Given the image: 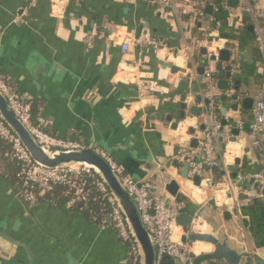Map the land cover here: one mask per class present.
I'll return each instance as SVG.
<instances>
[{
  "label": "crops",
  "instance_id": "crops-1",
  "mask_svg": "<svg viewBox=\"0 0 264 264\" xmlns=\"http://www.w3.org/2000/svg\"><path fill=\"white\" fill-rule=\"evenodd\" d=\"M175 1L181 5V0ZM201 1L206 3L203 21L193 10L159 11L150 0H59L55 6L50 0H38L28 9L26 0H0V72L20 95L38 101L35 118L52 136L106 153L125 175L153 182L167 202L188 201L184 213L202 216L199 233L209 234L210 228L218 226V236L222 232L232 248L248 253L251 264H262L258 258L264 260V248L254 246L249 227L246 230L241 222L247 217L241 209L240 215L234 214L236 207L226 205L224 190L214 206L207 194L178 175L184 162L181 151L195 150L191 142L200 137V126L208 121L203 112L199 117L190 114L195 103L191 94L186 96L194 83L196 94L203 90L196 82V70L205 60L201 53L207 49L204 32L233 52V74L240 81L242 98L259 94L264 79L260 42L250 30L255 27L252 16L230 15L222 8L228 0ZM260 6L264 9V1ZM260 26L264 38V20ZM221 34H229L230 39H221ZM127 38L145 42L133 43L123 52L121 45ZM240 53L254 58L255 66L247 58L238 61ZM160 60L172 63L177 72L163 68ZM211 67L216 74V62ZM214 77L217 83L226 79ZM235 80L230 81V95ZM217 94L221 122L235 120L240 125L252 120V110L234 112L235 103L218 104L224 92L218 89ZM182 104L188 105L187 118L174 130ZM196 106L205 110L203 103ZM224 108L229 109L226 115ZM156 113L173 116V121H158ZM191 128L197 131L195 136L189 134ZM222 132L232 136L231 123ZM247 135L242 133L236 143H228L224 152L221 143L217 160L219 155L223 164L228 159V168L240 159L239 171L258 170V156ZM4 158L0 148V232L23 246L0 237V264H129L128 247L110 224L93 222L83 212L68 213L46 200L28 204L8 180L10 170ZM226 179L223 176L217 183L227 187ZM172 180L180 186L176 198L166 191ZM234 192L238 201L241 195L259 199L251 184L234 185ZM219 206L233 217L226 218V210ZM238 227L248 237L246 246L238 240Z\"/></svg>",
  "mask_w": 264,
  "mask_h": 264
},
{
  "label": "built area",
  "instance_id": "built-area-1",
  "mask_svg": "<svg viewBox=\"0 0 264 264\" xmlns=\"http://www.w3.org/2000/svg\"><path fill=\"white\" fill-rule=\"evenodd\" d=\"M27 9L34 8L38 0H26ZM52 5H56L59 0H50ZM159 11L174 10H193L203 21L206 19L204 8L206 3L201 0H181V5L175 0H150ZM264 0H239L238 7L232 8L225 1L222 8L229 13L239 17L243 13L252 16L254 22V35L260 42L261 63L264 71V38L261 32L260 22L264 20V9L261 8L260 2ZM181 6V7H180ZM204 39L207 44V60L204 82L208 85L206 98L211 100L209 107L208 121L205 131L200 135L198 140L200 145L190 154H185V150L181 151V156L187 158L191 163L190 178L199 175L201 177V185L197 190L201 191L209 199L219 202L220 191L226 193V205L230 208L234 206L239 210L249 206L252 201L247 198L244 201H238L234 192V185L244 186L245 184L254 185L258 191V196L264 201V79L261 83V91L254 97V107L252 109V120L250 124V133L247 135L249 146L258 156L259 169L256 171L244 172L239 171L237 179L232 182L227 176L228 185L221 187L214 179V170L220 168V162L216 158L217 152L220 150V144L225 143L226 148L231 138L229 133L222 132L223 125L216 111L217 101V82L211 67V56H218L220 50L224 49L220 45L213 34L204 32ZM209 38H211L209 40ZM145 42L143 38H127L121 45L122 51L127 52L131 44L142 45ZM208 42V43H207ZM157 47V46H156ZM234 56V54H233ZM236 70L234 69V72ZM0 93L7 99L11 109L17 118L29 129L34 135L38 143L48 152L54 153L58 151L81 150L86 146L79 141L63 140L52 136L41 124L35 125L32 122V102L26 96L20 95L11 82L0 72ZM230 95L229 91L227 92ZM243 128V123L240 124ZM0 138L6 140L12 145L13 158H15L21 169L18 178L26 191L23 192L25 200H34V190H38L39 194H45L54 189L56 185H65L75 190L72 199L68 203V207H73L76 203H83L85 206L90 203L93 191L89 188L88 183L82 180V176L87 173L92 178V184L95 185V194H99L101 200L106 203L109 210L107 215L108 222L119 234L121 240L127 245L130 262L129 264H144V258L139 243L129 224V221L102 177L96 172H92V168L85 165L74 164L67 167L49 169L36 163L21 140L14 134L10 127L6 124L0 115ZM239 139V138H238ZM101 156L108 160L113 169L120 176L123 184L126 186L130 194L133 196L137 206L141 212L143 221L150 234L151 240L156 250L157 264H164L165 258L169 257L173 264H194L195 258L189 250L190 244L183 243L182 238L187 236L192 229L195 228L196 220L202 217H195L192 227L186 231L177 224V218L185 212L186 204L184 202L171 201L167 202L163 194H158V187L151 181H137L134 178L123 173L122 169L116 165L106 153L96 150ZM226 151V150H225ZM195 156H199L200 162L194 164ZM224 162L229 164L231 162ZM229 162V163H228ZM234 164V163H233ZM226 167V166H225ZM227 168V167H226ZM190 179V182L193 181ZM96 200V199H95ZM84 211V209H82ZM82 211V212H83ZM93 212V211H92Z\"/></svg>",
  "mask_w": 264,
  "mask_h": 264
},
{
  "label": "water",
  "instance_id": "water-1",
  "mask_svg": "<svg viewBox=\"0 0 264 264\" xmlns=\"http://www.w3.org/2000/svg\"><path fill=\"white\" fill-rule=\"evenodd\" d=\"M229 6L232 8H237L239 0H228ZM208 12H211V7L207 8ZM246 15H249L246 13ZM227 25L224 23V26ZM253 27L250 28L253 31ZM220 38L223 40H229V34H221ZM204 57L207 55V49L204 48L201 51ZM243 58L248 59V64L250 66H255V59L248 58L246 54L240 53L236 58L238 61H242ZM211 62H216V71L214 75H217L222 78H226L225 80H221L217 83V88L224 92L222 96L219 97L218 104L224 103L228 100L233 101L235 104L231 106V110L237 112L240 108H242L245 112H250L254 107V98L252 97H243V94L240 92V81L236 79V76L233 74L234 69H236L235 61L233 60V52L230 49H222L220 50L218 56H211ZM160 65L163 68H169L174 73L177 72V69L173 67L172 63L165 62L160 60ZM225 64H228L227 67H224ZM207 60L205 58L202 61V66L199 67L197 72L196 82L197 84H201L203 90L202 92L196 94L195 91V83L190 86V90L187 91V95L191 94L193 96V102L195 106H193L190 110V114L196 117L201 115L203 112L204 115L208 116L209 107L211 105V100L206 98L205 95L207 93L208 85L204 82V76L206 71ZM188 68L191 69L192 65L189 64ZM236 79V80H235ZM235 80L236 88L234 90V94L228 95L230 81ZM205 105V110H200L196 105L200 104ZM188 105L182 104V111L179 114L178 121L172 124V128L177 130L181 122H184L187 118ZM229 109L224 108L222 110L223 114L226 115ZM0 115L6 124L10 127V129L14 132V134L21 140L24 147L27 149L32 159L49 169L62 168L67 167L69 165L80 164L85 165L87 167L95 170L105 181L111 192L114 194L115 198L121 205L129 224L134 232V235L139 243V246L143 253L144 264H157L156 250L151 240L150 234L146 228V225L143 221L141 212L135 202L133 196L130 194L126 186L123 184L120 176L113 169L107 159L101 156L95 149L86 147L81 150H71V151H58V152H48L45 150L36 140L34 135L29 131V129L17 118L11 106L9 105L7 99L0 93ZM155 119L161 122H172L173 116H164L162 114L156 113ZM231 123L232 127V136L229 140L230 143H236L237 139L241 136L242 133L249 134L250 133V124L248 122L243 123V128L240 129V125L235 120H223V127H227ZM206 129V123L200 126V131L204 132ZM197 131L194 128L189 130V134L195 136ZM200 145V141L198 139H194L191 142V146L193 149H197ZM221 150L224 152L226 150V144L222 143ZM222 155L218 156V161H222ZM200 162L199 156H196L193 160L194 164H198ZM176 167H179V161L174 162ZM241 160L236 159L234 161V165L228 168L220 162V168L222 169L223 176H229L232 182H235L240 170ZM191 163L188 162L187 158H185L183 162V169L178 173L180 177L183 179H188L190 181V173ZM195 186L201 185V177L199 175L195 176L191 179ZM180 190V186L176 181H171L166 186V191L174 198L177 197V194ZM246 200L243 195H241V201ZM212 205H216L215 201H212ZM234 214L240 215V210L235 208L233 210ZM224 216L228 219H231L232 213L230 211H225ZM194 217L191 213H182L177 218V224L183 227L186 231H189L192 227ZM242 224L247 230L249 227V220L247 218L241 219ZM0 237L9 241L10 243L18 246H23L22 243L15 240L13 237L9 236L4 232H0ZM183 243H196L202 242L210 244L213 250L208 253L195 254L192 253V257L195 258L194 264H208L209 262H223L225 264H251L249 262L251 256L248 253H241L239 250L232 248L229 242L226 239H220L212 234H203L199 232H190L187 236L182 238ZM29 255V258L32 259L31 252L26 249ZM259 261L264 264V260L258 258ZM164 264H173V261L167 257L164 260Z\"/></svg>",
  "mask_w": 264,
  "mask_h": 264
},
{
  "label": "trees",
  "instance_id": "trees-1",
  "mask_svg": "<svg viewBox=\"0 0 264 264\" xmlns=\"http://www.w3.org/2000/svg\"><path fill=\"white\" fill-rule=\"evenodd\" d=\"M32 102V122L35 125H39V122L35 118L38 109V101ZM0 148L5 154V160L9 167L8 180L14 185L16 193L20 195L23 199V192L26 189L23 187L22 183L18 178V173L21 169L19 162L13 158V150L12 145L6 140L0 138ZM214 179L216 182L223 180L222 169L214 170ZM82 180L88 183L89 188L93 191V195H91L90 203L86 206L83 203H76L73 207H68V203L73 197L75 190L65 185H56L53 190L40 195L38 190H34V200L27 201L28 204L32 205L35 203H39L42 200H46L52 205L63 209L68 213L82 212L87 214L89 218L93 222L97 223H105L107 220V215L109 210L104 203L99 194H95V185L92 184V178L89 174L85 173L82 176ZM96 199V200H95ZM186 204V209L189 206L188 201H184ZM93 211V212H92ZM241 214L247 218H249L250 226H249V234L250 238L253 241V244L256 248L262 249L264 248V201L262 199H253L249 206L241 208ZM108 222V221H106ZM208 264H225L223 262H209Z\"/></svg>",
  "mask_w": 264,
  "mask_h": 264
},
{
  "label": "rangeland",
  "instance_id": "rangeland-1",
  "mask_svg": "<svg viewBox=\"0 0 264 264\" xmlns=\"http://www.w3.org/2000/svg\"><path fill=\"white\" fill-rule=\"evenodd\" d=\"M92 172L93 173H95L96 174V171L95 170H93L92 169ZM222 188H225L226 186H221ZM208 196V195H207ZM212 201H214V199H211ZM220 207V210L221 209H225L226 211H228V209H226V208H223L222 206H219ZM200 217H202L201 215H200ZM209 227H210V225H209ZM212 227V226H211ZM211 229V233H209V234H212V235H214V236H216V237H218V238H220V239H226L227 237H225V236H223V235H221V234H223L222 232H221V234H220V236H218L217 235V231L216 230H218L219 228H218V226H215V228H210ZM216 229V230H215ZM228 229V231L231 233V232H233L234 233V230H231V228H227ZM238 229H239V233H238V240L239 241H241L242 243H245V246L247 245V240H248V237L245 235L244 237L242 236V232L240 231V228L238 227ZM192 232H197L196 231V228L194 229H192ZM189 244H190V247H189V250H190V252L191 253H195V250L197 251V252H199L200 250H202V249H204L205 250V252H200V253H198V254H202V253H208L209 252V250H210V247H208V245H202V244H197V245H195L194 243H191V242H189ZM203 250V251H204ZM206 251H208V252H206ZM195 254H197V253H195ZM197 254V255H198Z\"/></svg>",
  "mask_w": 264,
  "mask_h": 264
},
{
  "label": "bare ground",
  "instance_id": "bare-ground-1",
  "mask_svg": "<svg viewBox=\"0 0 264 264\" xmlns=\"http://www.w3.org/2000/svg\"><path fill=\"white\" fill-rule=\"evenodd\" d=\"M161 53H163V52H161ZM202 222H203V221H202ZM202 222H201V223H202ZM203 224H204V223H203ZM199 225H201V224H200V221H199V220H196L195 228H196V231H197V232L201 231V230L198 229V226H199ZM195 228H194V229H195ZM203 234H208V233H203ZM198 243H201L202 245H208V247H210V250H209V251L213 250V248H212V246H211L210 244L202 243V242H196L195 245L198 244ZM203 250H204V249L200 250L199 252H195V253L198 254V253H200L201 251H202V252H205V250H204V251H203ZM206 252H208V251H206Z\"/></svg>",
  "mask_w": 264,
  "mask_h": 264
}]
</instances>
